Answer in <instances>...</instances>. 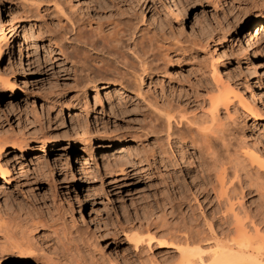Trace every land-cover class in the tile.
<instances>
[{
	"label": "rangeland",
	"instance_id": "374dc122",
	"mask_svg": "<svg viewBox=\"0 0 264 264\" xmlns=\"http://www.w3.org/2000/svg\"><path fill=\"white\" fill-rule=\"evenodd\" d=\"M168 1L0 0V43L9 45L0 58V73L13 83L11 91L0 94V137H26L30 143L18 159L11 161L18 153L15 148H8L0 158L8 169L7 181L0 175V217H6L1 222L8 225L3 229L4 223L0 224V264H47L40 252L54 257L61 250L59 242L65 244L67 239L65 245L77 247L85 264H175L177 251L166 246L161 231L165 226L190 222L194 216L200 221L205 215L213 232H218L224 206L218 204L214 177L215 187L206 185L198 154L190 149L184 162L177 156L182 173L156 156L149 157V163L143 158L149 152L144 155L141 146H153V141L150 134H141L140 126L153 108L150 104L167 97L185 104L187 114L198 113L194 100L211 83L213 57L221 56V77L237 85L262 117L258 120L242 107L235 113L230 108L232 120L222 113L228 125L224 127L231 125L232 132L224 137L228 146L216 140V147L238 151L249 144L264 155V64L255 69L258 61L264 63V23L263 30L257 31L256 21L264 15V0H170L177 5V21L167 16ZM53 2L61 3L65 13L57 11ZM66 16L87 29L105 27L116 18H134L146 36L159 33L160 71L143 78L141 97L134 96L133 86L126 84L130 95L113 87L100 90L98 99L89 92L87 108L83 107L70 63L60 57L50 37L55 27L68 24ZM80 123H86V132L77 126ZM44 137L48 138L45 144L41 143ZM252 186L242 201L255 211L254 206L263 207L264 190ZM180 190L196 198L197 210L178 205ZM37 220L44 225L32 228ZM201 221L202 228H209ZM146 230L153 235L151 241L133 248L131 234ZM18 242L25 245L19 258L9 253L11 244Z\"/></svg>",
	"mask_w": 264,
	"mask_h": 264
},
{
	"label": "bare ground",
	"instance_id": "6f19581e",
	"mask_svg": "<svg viewBox=\"0 0 264 264\" xmlns=\"http://www.w3.org/2000/svg\"><path fill=\"white\" fill-rule=\"evenodd\" d=\"M53 3H55L54 6L57 11L65 13L62 10L63 8L61 7L62 5H60L61 3ZM168 3L169 5L166 4L167 16H169L171 20L177 21L176 3L170 2V0ZM67 16L65 19H67L68 24H62L58 26V28L55 27L54 31L50 33V37L52 39L51 41H53L55 47L57 48V52L59 53L60 57L70 63V67L73 70L72 73L74 74L73 77L76 76L75 78L77 82L74 83H77L76 91L80 94V101L84 102L82 103L83 107L87 108L88 102H86V99L89 92H93V97L98 99L100 96V90H107L108 88L113 87L117 89V93L119 94L125 92L126 95H130L128 94L129 91L126 89L128 88L126 87V84L133 86L131 88H133L132 90L134 92H132L134 96L137 98L141 97L139 96V84L143 81V78L151 76V74L155 73L156 71H160V64L157 60L158 57L156 59L157 50L158 48L161 49V45L160 47L157 45V36L159 33L155 32L153 35L146 36L147 33L144 34L142 31L143 29L140 27L142 29L141 30L137 26L139 22L138 19H136L138 21L136 22L133 20L134 18H116L117 20L115 19L113 22H110V20L109 24L105 27H100L102 25L101 24L100 26H96V28L87 29L80 23V21H76L77 19H74V21L69 18L70 16ZM256 21H259V27L257 28V31H262L264 15L258 16ZM174 37L175 36L172 38ZM167 38L168 37H166V40ZM7 46L9 45L6 42L0 43V58ZM213 60L214 63L212 64L211 62L212 68L210 70L211 83H209L208 86L203 87L204 91L200 92L199 95L197 94L198 96L196 95L197 99L194 97L196 99L194 100L196 102V108H199L198 113L192 112V114H190V111L188 110L189 114H187L186 107L184 106L185 104H181L178 99H174L172 97L169 99H167V97L160 102H153L154 104L151 102L152 104L150 105L152 106L150 107L153 108H149V112L147 111L149 115L146 117V122L143 127H140L143 128L141 133L142 135H151L153 146L146 144V147L143 145L142 148L141 146V150L144 155L149 152L148 156L142 157L144 160L146 159V161L149 162L150 158L156 156L160 162L167 161L172 164L174 171L182 173V165L179 164L177 159L179 158V160L181 159V161L184 162L190 149H192V151H195L198 154L201 170H205L204 179L207 181L206 185H210V188H214L215 186L213 181L216 180L215 185L217 183L218 189L216 188L217 193H215L216 196H218L221 200L218 202V204H222L221 206H224V208H222L224 212L221 211L223 214H220L218 217V232H213L214 230L212 225L205 215H201L202 219H200V221L202 220V225H209V228H204L205 226L202 228L200 226L199 219L195 216H190V222H187V219V223L184 222L181 224L179 222L180 225H167L161 230L162 234L165 236L164 238L166 239V246L169 245L175 249V251H177L176 255L178 256V259L175 260V264H264V201L262 203L263 207L258 204L262 207V209L260 208L257 210L254 206L255 211L254 209L253 211L252 209H247L248 205L246 204L247 206H245L244 202L242 201L245 197V194L250 192V185H257L259 189L261 188V191L264 190V155H262V153H260L257 148L254 147V145L252 146L245 143V145L241 147V150L238 151L235 148L232 151L227 147L224 148V143L225 146H228V143L226 144V141L224 142V137L228 134H231L232 128L231 125H229V128H225L224 123L227 121L223 122L224 117H221L222 113L227 117H230L229 115H234L233 112L235 113L238 107L244 108L245 111L251 113L252 116L255 115V118L258 120L261 119L262 115L260 112H258L259 110L254 111L255 108L253 109V107L250 105L252 103H249L246 100V97H243L241 92L242 90H240L237 85L229 82L228 80H224L221 77L219 70V68L222 66L221 56L213 57ZM257 63L258 64L255 69L262 67L264 64L259 63V61ZM75 78H73L74 81ZM261 87L262 84L257 88L260 89ZM12 89L13 83L10 81L9 77L0 73V94H3L5 91H11ZM251 96L253 97V95ZM152 98L154 97L152 96ZM140 100L143 101L144 98H140ZM74 102L79 103L78 99H75ZM144 103L146 102L144 101ZM74 106L75 105L72 104V106H67V108ZM230 108L233 110V112H231ZM232 119L230 117V120ZM85 124L86 123H80L77 126L80 127L81 130L84 129L85 131L87 130V126ZM202 124L204 125L200 126ZM136 135L138 136V134ZM60 140L61 138H59L57 141L60 142ZM216 140L223 141L221 146L223 149L221 147V149L216 147ZM230 140H228V142ZM47 142V137L42 138L41 143L45 144ZM84 143H86V141ZM29 144V140L26 137H0V158L2 154H5L8 151V148H15L18 150V153L16 152L13 154L11 161L16 160L19 158V156H23L29 150ZM140 144L142 145L141 142H139V145ZM33 159L41 161L40 156L37 154H33ZM119 169V174H122L123 168L120 167ZM184 169H187V167H184ZM228 172L231 173V176H229L230 174L227 175ZM6 174H8L7 167L0 163V175L2 176L3 181H7ZM212 177H214V180H212ZM185 187L187 188V186ZM243 188H245V190ZM254 189L253 191H255ZM188 191L189 189L187 192ZM212 191H214V189ZM178 194V205L183 204L184 206H187L190 209V212H193L194 208L196 209V206L198 207L199 203H197L195 200L196 198L194 197L192 198L194 199L195 203L192 205L191 201L193 200H191V194L188 195V193L182 190L178 191ZM262 196L260 195V197ZM4 218L3 216L0 217V222L7 221V218ZM17 218L21 219L20 216L14 219ZM25 220L24 222H26ZM37 221L34 223L32 222L33 224L31 223L30 226L35 228L37 224H39L41 227L44 225L42 220ZM16 222L18 223V221ZM3 223L4 229V227L8 225L5 222H1L0 224ZM9 227L6 228L8 229ZM0 228L2 230L1 225ZM10 230L14 231L12 229ZM131 235L132 237L130 236V239L132 242L130 241V243L133 244V248L135 249L141 246L140 244L144 243L147 245L153 237L152 233L148 230L142 233H134ZM26 237L23 238L26 239ZM27 241L29 242V240ZM27 241L24 240L23 242ZM23 242L12 243L11 247L9 245L11 248L9 253L17 254L18 258L23 256L25 253V245H23ZM66 242L69 243L68 239ZM59 243H61V250L58 251L59 254H56L54 257L50 256L51 253L49 255L43 251L40 252L47 264L86 263L84 258H82L80 255L81 253H79V251L76 249L77 247H71L70 244L69 246L68 244L65 245L62 241ZM25 256H28V254H25Z\"/></svg>",
	"mask_w": 264,
	"mask_h": 264
}]
</instances>
